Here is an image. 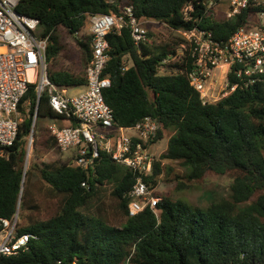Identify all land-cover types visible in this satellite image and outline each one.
<instances>
[{"label":"trees","instance_id":"1","mask_svg":"<svg viewBox=\"0 0 264 264\" xmlns=\"http://www.w3.org/2000/svg\"><path fill=\"white\" fill-rule=\"evenodd\" d=\"M190 0H22L18 13L39 20L41 36L48 37L47 66L62 52L58 30L64 28L76 39L84 73L48 69V77L67 89L85 86V71L92 55V34H82L89 15L120 14L131 6L141 21H155L173 30L193 27L213 32L223 42L240 28L258 25L261 7H249L232 21L218 19L196 6L192 20L182 10ZM174 32V31H173ZM80 35V37H78ZM110 59L105 74L111 86L104 99L114 122L130 127L152 117L159 124L157 141L171 133L168 146L156 162L152 176L156 187L162 161L179 162L189 170L190 181L207 172L229 174L230 194L215 195L202 209L187 202L161 197L156 212L146 209L136 216L127 213L128 195L136 176L102 153L95 173L69 163H33L23 181L27 137L37 105L39 118L62 119L44 92L37 104L36 85H30L19 109L23 118L15 144L0 155V218L18 213L19 234H31L28 250L16 256H0V264H264V75L237 76L242 65L228 74L234 92L204 105L191 86L188 74L193 59L188 51L179 55L185 40L137 48L129 29L112 30L106 37ZM165 60L167 63L163 64ZM127 61L132 65L127 66ZM163 68V72L161 69ZM30 101V107H24ZM36 132V128H35ZM35 136V135H34ZM34 142L35 148H56L48 127ZM57 200L58 210L48 219L24 217L36 210L31 191L32 171ZM27 183L22 193V186ZM85 184V186H83ZM112 185L111 195L124 218L122 226L109 224L93 211V200L103 186ZM19 205V210H18ZM26 219L21 225L20 219Z\"/></svg>","mask_w":264,"mask_h":264},{"label":"built area","instance_id":"2","mask_svg":"<svg viewBox=\"0 0 264 264\" xmlns=\"http://www.w3.org/2000/svg\"><path fill=\"white\" fill-rule=\"evenodd\" d=\"M21 1L0 0V155L5 156L6 149L15 144L23 118L20 102L29 86L36 85L37 104L46 92L52 109L63 117L50 119L47 127L57 148L62 153L74 154L71 165L95 173L101 154H108L114 163L123 165L136 176L128 195V216H136L146 209L156 212V204L161 199L155 195L156 187L152 188L146 178L153 175L160 158L152 152L159 124L148 116L133 126H119L104 99V91L111 86L110 77L105 74L110 59L107 35L114 29L127 28L135 46L140 48L149 42L144 21L136 18L131 6L123 8L120 14L89 15L92 55L85 71L86 84L79 94L70 95L69 89L57 86L48 77V37L41 36L39 20L18 13ZM196 6L203 7L207 14L217 16L221 12L225 21L234 20L249 7L262 8L257 12V26L240 27L227 42L217 40L212 31L196 26L190 30L171 29L185 40L178 54L190 53L194 65L188 74L190 84L207 105L235 91L237 85H229L228 74L235 71L236 65H242L236 71L237 76L245 75L250 83L254 81L251 77L264 75V0H190L182 10L185 21L192 20ZM218 69H222V82L217 92L214 79ZM28 104L30 107V101ZM37 121L36 105L27 137L23 181ZM18 227V213L12 219L0 218V256H16L28 250L34 236L19 234Z\"/></svg>","mask_w":264,"mask_h":264},{"label":"rangeland","instance_id":"3","mask_svg":"<svg viewBox=\"0 0 264 264\" xmlns=\"http://www.w3.org/2000/svg\"><path fill=\"white\" fill-rule=\"evenodd\" d=\"M218 19H223L224 15L219 12ZM144 27L148 31V39L151 47H155L165 43H175L178 41L179 34L173 32L170 28L159 22L144 21ZM88 24L82 31V34H89ZM59 41L62 45L61 54L49 63L47 69L52 71L65 70L75 74L84 73L82 67V54L76 43V39L72 37L64 28L58 30ZM80 37V35L78 36ZM180 51V50H179ZM131 61H127V66H131ZM215 81L217 82V92L221 89L222 69L217 70ZM29 101L25 102L24 107L29 108ZM51 123L48 118H39L36 125L34 142L40 138L43 129ZM170 132L165 131L163 137L156 143L152 152L155 155L164 153L168 146ZM38 139V140H39ZM34 142L28 156V166L33 163H69L73 162L74 154L62 153L56 146L53 150L47 151L45 148L34 147ZM162 174L155 188V193L161 197H169L173 201L181 200L187 202L195 208H206L215 195L227 196L230 194V186L233 178L229 174L218 175L212 172H207L203 178L190 181L188 178L189 170L179 162L162 161ZM31 191L33 194V204L37 207L33 211H25L24 217H33L39 220L51 218L58 210L56 199H52L48 195V187L41 181L38 171H32ZM26 181V180H25ZM27 183L23 186L22 193L26 189ZM112 185L103 186L98 190V194L93 200L92 210L100 213L107 219L109 224L116 227L122 226L124 218L121 216L120 210L117 208V202L111 195ZM21 225L26 223V219H20Z\"/></svg>","mask_w":264,"mask_h":264},{"label":"crops","instance_id":"4","mask_svg":"<svg viewBox=\"0 0 264 264\" xmlns=\"http://www.w3.org/2000/svg\"><path fill=\"white\" fill-rule=\"evenodd\" d=\"M151 22V21H150ZM152 22H155V21H152ZM85 88V86H82V87H77V88H71L68 90V93L70 95H77L79 94L81 91H83Z\"/></svg>","mask_w":264,"mask_h":264},{"label":"water","instance_id":"5","mask_svg":"<svg viewBox=\"0 0 264 264\" xmlns=\"http://www.w3.org/2000/svg\"><path fill=\"white\" fill-rule=\"evenodd\" d=\"M18 210H19V205H18Z\"/></svg>","mask_w":264,"mask_h":264}]
</instances>
